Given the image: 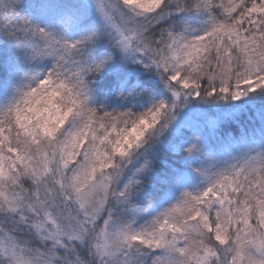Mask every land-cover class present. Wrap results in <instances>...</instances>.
<instances>
[{"label":"snow or ice","instance_id":"6c2138e0","mask_svg":"<svg viewBox=\"0 0 264 264\" xmlns=\"http://www.w3.org/2000/svg\"><path fill=\"white\" fill-rule=\"evenodd\" d=\"M0 264H264V0H0Z\"/></svg>","mask_w":264,"mask_h":264}]
</instances>
